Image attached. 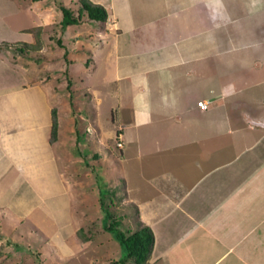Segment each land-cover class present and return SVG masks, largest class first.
<instances>
[{
	"label": "crops",
	"instance_id": "0c3cea01",
	"mask_svg": "<svg viewBox=\"0 0 264 264\" xmlns=\"http://www.w3.org/2000/svg\"><path fill=\"white\" fill-rule=\"evenodd\" d=\"M93 2L105 6L115 27L106 71L123 101L112 122L124 142L127 129L136 139L140 128L163 123L150 136L155 143L137 154L158 157L154 169L147 167L144 177L140 172L139 184L124 178L125 201L138 213V227L148 226L154 236L149 264H264V88L241 92L223 80L231 72L245 78V88L264 82V0ZM12 3L0 0V41L29 43L32 33L2 21L14 13ZM247 33L257 34L248 39ZM62 68L66 73V59ZM213 74L218 88L203 92ZM178 76L188 82L171 92ZM43 80L0 57V159L9 161L0 173L32 177L36 189L53 183L61 193L62 166L74 158L61 142L60 122L58 140L49 141L52 104L46 98L52 88ZM92 89L87 82L88 94ZM199 99L210 101L206 110L196 106ZM196 125L201 135L189 136L187 128L194 134ZM178 126L183 134L171 132ZM68 130L78 143L76 125Z\"/></svg>",
	"mask_w": 264,
	"mask_h": 264
},
{
	"label": "rangeland",
	"instance_id": "374dc122",
	"mask_svg": "<svg viewBox=\"0 0 264 264\" xmlns=\"http://www.w3.org/2000/svg\"><path fill=\"white\" fill-rule=\"evenodd\" d=\"M12 1V7L16 9L12 10L14 13L4 15L2 21L14 31L19 26L32 33L29 43L35 44L34 35L39 31L41 46L39 49L27 48L25 56L16 49H8L9 60H5L20 67V70L24 69L30 78L49 82L46 85H51L52 89L46 99L52 107L59 108L61 142H66V146L70 148L68 157L74 159L69 162L66 159L65 167L62 166L64 192L61 193L54 191L57 187L53 183L40 185L41 188L36 189L32 177L21 178L13 170L0 173V264H119V242L114 239L112 232L102 227L109 219L104 218L105 209L120 221L119 229L128 231L138 228V213L125 201L124 178L127 181L130 179V184H139L140 179L144 180L143 177L146 176L147 167L148 171L151 166L154 169L158 157L137 154L140 149H145L149 141L155 143V138L150 136L158 135L163 123L156 122L151 130L140 128L136 131V139H133L128 129L125 130V142L121 139V156L115 143V132L120 128L112 121H117L118 103L122 104L123 98L116 92V83L111 81L106 71V59L111 54L109 44L114 34V21L108 20L109 18L104 22L91 21L82 15L79 24L62 29L59 23L60 5L71 8L76 15L80 0ZM231 27L230 30L233 31L234 25ZM256 34L247 33L244 37L255 39ZM58 39L65 48L59 46ZM12 43L13 41L10 42ZM9 46L14 48L13 45ZM65 51L66 58L63 57ZM65 59L66 73L62 68ZM72 62L76 64L70 70ZM66 75L67 78L73 77L76 90L66 88ZM212 76L214 80L205 89L200 85L203 92H209L208 87L214 92L218 88V75ZM241 77L232 75L231 72L223 77L225 83H231V86L227 84V89L260 92L264 88V82L245 88L242 84L245 78ZM174 79L171 92H179L188 82L187 77L178 76ZM176 79L178 81L175 83ZM87 82L92 85L93 94L86 91ZM46 85L43 86L47 87ZM90 120L94 123V131L90 129ZM74 125L78 143H74L68 130ZM190 128H187L189 136L201 135L198 130L200 128L194 129V134L188 132ZM174 130L182 134L185 131L179 126L171 132ZM182 134H173V138ZM217 139L222 140L220 136ZM70 141L75 145L71 144L72 147H69ZM205 147L210 149L207 143ZM189 150L188 153L191 152ZM167 154H171V151ZM7 163L9 164L8 159H0V167ZM37 173V177L42 178L43 174ZM130 263L128 261L125 264Z\"/></svg>",
	"mask_w": 264,
	"mask_h": 264
},
{
	"label": "trees",
	"instance_id": "16d2710c",
	"mask_svg": "<svg viewBox=\"0 0 264 264\" xmlns=\"http://www.w3.org/2000/svg\"><path fill=\"white\" fill-rule=\"evenodd\" d=\"M80 6L78 8V12L75 15L74 11L64 5H60V27L64 29L70 25L79 24L81 17L84 15L90 19L91 21H102L104 22L107 18V10L105 6L98 2H93L92 0H80ZM83 15V16H82ZM35 44L28 43L26 41H0V57L2 59L9 60V55H7L8 49L18 50L20 53H24L29 49V47H34L35 49H39L41 46V39L39 38V31L34 35ZM59 46H63L61 40L58 39ZM13 45L14 48H10ZM7 48V49H6ZM28 48V49H27ZM30 50V49H29ZM11 51V52H12ZM6 52V53H5ZM67 51L64 52L63 57L66 58ZM13 56L15 54L12 53ZM67 88L70 89V85L72 84L71 78H67ZM51 116V128H50V136L49 141L54 143L58 140V128H59V120H58V108L57 106H53L50 110ZM121 133V128L118 132H115V136ZM119 152L121 155V148H119ZM114 195V192H111ZM105 217L109 218L106 223H103L102 227L104 230L110 231L113 233L114 239L119 242V246L121 248V255L119 257V264H125L128 261H131L130 264H149L150 253L154 243V236L151 229L142 225L134 230H123L119 229L120 221L117 218H114L111 212L106 208L105 209ZM85 237V236H84ZM20 249H22L20 247Z\"/></svg>",
	"mask_w": 264,
	"mask_h": 264
},
{
	"label": "built area",
	"instance_id": "2783aa9c",
	"mask_svg": "<svg viewBox=\"0 0 264 264\" xmlns=\"http://www.w3.org/2000/svg\"><path fill=\"white\" fill-rule=\"evenodd\" d=\"M210 101L207 99H199L196 101V106L200 109V110H206L208 105H209ZM120 137V138H119ZM116 145L118 147H122V140H121V135H118V140L116 141Z\"/></svg>",
	"mask_w": 264,
	"mask_h": 264
},
{
	"label": "clouds",
	"instance_id": "9594fccd",
	"mask_svg": "<svg viewBox=\"0 0 264 264\" xmlns=\"http://www.w3.org/2000/svg\"><path fill=\"white\" fill-rule=\"evenodd\" d=\"M121 134V139H122V132L121 133H119L118 135H120ZM118 135H117V137H116V139L118 140ZM116 140V141H117ZM116 143V142H115ZM123 143V142H122ZM117 146V145H116ZM118 147V146H117ZM118 148H122V147H118Z\"/></svg>",
	"mask_w": 264,
	"mask_h": 264
}]
</instances>
